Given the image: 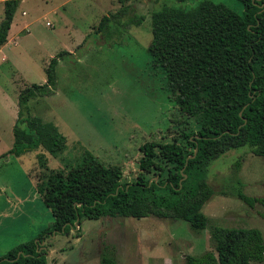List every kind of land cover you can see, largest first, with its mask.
I'll use <instances>...</instances> for the list:
<instances>
[{"label": "rangeland", "instance_id": "1", "mask_svg": "<svg viewBox=\"0 0 264 264\" xmlns=\"http://www.w3.org/2000/svg\"><path fill=\"white\" fill-rule=\"evenodd\" d=\"M202 1L128 0L136 9L134 16L139 13L144 17L143 23L120 28L112 22L109 34L100 31V22L105 15L118 13L119 0L20 3L5 47L9 60L0 63V255L37 241L54 220L37 188L39 179L47 174L38 158L46 150L18 156L11 153L20 91L33 84L43 85L51 59L63 51L70 53L58 58L54 96L30 103L32 115L45 121L60 120L70 132L69 149L47 158V165L67 174L89 151L106 165L121 166L124 182L133 181L140 174L144 143L177 140L186 144L183 134L199 128L195 118L175 103L166 74L152 64L149 46L154 11L165 7L188 10ZM211 1L238 14L244 12L240 0ZM4 11L0 2V22ZM130 16L121 21L127 22ZM76 136L82 138L81 143ZM240 158L237 177L244 192L264 195V156L253 154L248 146L228 150L210 165L209 182L216 192L203 207L208 217L206 228L156 216L82 218L79 229L76 226L70 234L47 236L48 263L99 264L107 252L118 264H186V255L201 256L214 249V226L258 228L264 236L260 207L251 208L241 199L221 193L237 189V183L228 184V179Z\"/></svg>", "mask_w": 264, "mask_h": 264}, {"label": "trees", "instance_id": "2", "mask_svg": "<svg viewBox=\"0 0 264 264\" xmlns=\"http://www.w3.org/2000/svg\"><path fill=\"white\" fill-rule=\"evenodd\" d=\"M21 1H4L0 49L8 40ZM240 1L242 14L211 0L188 10L165 7L152 13V64L166 74L175 103L195 118L198 130L183 134L186 144L177 140L144 143L140 174L127 182L121 166L106 165L89 151L67 174L48 167L45 154H39L47 174L39 179L37 188L54 220L39 242H26L0 255V264H49V248H42L40 242L47 236L70 234L82 218L156 216L206 228L203 207L216 192L209 182L211 163L228 150L245 146L264 156V0ZM119 2L118 13L102 18L100 31L109 34L112 22L120 28L143 23L144 17L134 16L136 9L128 0ZM126 16H130L128 23L121 21ZM64 54L70 53L63 51L51 59L43 85L33 84L19 94L11 150L16 156L43 147L56 157L67 148V137L56 124L32 115L30 107L32 100L56 93V66ZM196 149V156L188 159ZM241 161L234 165L231 181L228 179V184L237 183V189L221 193L235 196L251 208L259 206L258 214L264 220V195H247L237 177ZM211 237L214 249L201 256L186 255V264L264 262V236L258 228L214 226ZM99 264L118 261L105 252Z\"/></svg>", "mask_w": 264, "mask_h": 264}, {"label": "crops", "instance_id": "3", "mask_svg": "<svg viewBox=\"0 0 264 264\" xmlns=\"http://www.w3.org/2000/svg\"><path fill=\"white\" fill-rule=\"evenodd\" d=\"M4 1L5 0H1L0 2L2 3H4ZM23 1V0H22ZM22 1H21V3H22ZM24 14H26V12L24 11L23 12ZM48 23H50V22H48ZM48 23H47V25H48ZM12 25H13V23H12ZM49 25H52V24H49ZM12 28V27H11ZM11 31H12V29H10V31H9V35H8V40H7V42L1 47V49H0V63H3V62H6V61H8L9 60V55H8V51H5V47L7 46V44H8V42H9V39H10V34H11ZM18 44V42H15V45H17ZM74 57H76V59L77 60H80L81 58H80V56H78V55H75ZM59 63V62H58ZM46 81H47V78H46ZM21 92V91H20ZM52 96H54V95H51V96H47V97H40V98H37V99H34V100H32L31 102H34V101H37V100H46V101H49V99H50V97H52ZM30 102V103H31ZM30 107H31V105H30ZM17 112H18V101H17ZM48 121H50V120H48ZM52 122H54L55 124H56V126L58 127V129H59V131L61 132V133H63L64 135L65 134H67V148H66V150L65 151H67L68 149H69V146H70V137L68 136V134H70V132H66V129L68 130V128H66V126L63 124V122L62 121H60V120H55V121H52ZM78 138L80 139V140H78ZM75 139L77 140V142H79V143H81V141H82V138H80V136L78 137V136H76L75 137ZM40 150L41 149H43L44 150V148L43 147H41V148H39ZM38 149V150H39ZM64 151V152H65ZM47 153L45 154L47 157L46 158H48V159H50V156H52V157H54L53 155H51L48 151H46ZM25 154H27V153H25ZM39 154H41V152L39 153ZM48 164V163H47ZM0 191H1V188H0ZM44 244L46 245V240L44 241ZM264 263V262H263ZM262 263V264H263Z\"/></svg>", "mask_w": 264, "mask_h": 264}, {"label": "water", "instance_id": "4", "mask_svg": "<svg viewBox=\"0 0 264 264\" xmlns=\"http://www.w3.org/2000/svg\"><path fill=\"white\" fill-rule=\"evenodd\" d=\"M197 151H198V149H196L194 155L189 156L188 159H190V158H194V157L196 156V154H197ZM36 242H39V239H37ZM40 245L43 246V248H44V241H41V242H40ZM49 254H50V252L47 253V255H49Z\"/></svg>", "mask_w": 264, "mask_h": 264}, {"label": "flooded vegetation", "instance_id": "5", "mask_svg": "<svg viewBox=\"0 0 264 264\" xmlns=\"http://www.w3.org/2000/svg\"><path fill=\"white\" fill-rule=\"evenodd\" d=\"M77 228L79 229V226ZM44 246H46V245L44 244Z\"/></svg>", "mask_w": 264, "mask_h": 264}, {"label": "built area", "instance_id": "6", "mask_svg": "<svg viewBox=\"0 0 264 264\" xmlns=\"http://www.w3.org/2000/svg\"><path fill=\"white\" fill-rule=\"evenodd\" d=\"M48 24H50V23H48Z\"/></svg>", "mask_w": 264, "mask_h": 264}]
</instances>
